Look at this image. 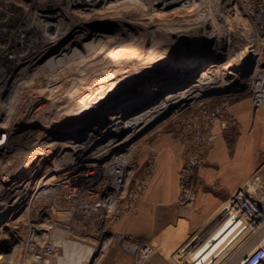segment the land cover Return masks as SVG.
<instances>
[{"label": "rangeland", "instance_id": "1", "mask_svg": "<svg viewBox=\"0 0 264 264\" xmlns=\"http://www.w3.org/2000/svg\"><path fill=\"white\" fill-rule=\"evenodd\" d=\"M79 1L77 4L70 1L66 4L65 10H68L73 22L84 23L80 28L81 33L91 37L85 41L86 43L93 41L94 34L102 32L116 45L136 46L141 50L166 53L176 52L186 58L195 59L214 53L217 33L224 35L226 32L227 40H231L232 54L224 53L218 58L211 55L210 59L213 60L212 63L218 64L220 62L226 64L230 60L235 62L232 70H237L241 76L234 78L225 86L201 93L188 104L183 103L171 109L143 129L114 133L113 137L118 140L116 143L123 144L114 143L94 149L88 165L84 166L79 161L73 162V149L66 147L68 144L84 145L89 140L95 124L88 122L87 119L82 122L74 121L72 113L81 109L76 106L80 95L86 97L96 91L102 81L115 75L114 69H110L109 65L95 66L94 70L91 69L85 76L75 74L56 80L50 83L49 88L46 79L49 73L42 74L34 69L21 75L19 83H10L9 86L12 88L8 87L9 90L5 92L10 93L13 103L6 105L5 110L10 116L8 131L13 135L6 144L5 153L4 149H0V215L19 195H16V191L22 194V201L0 220V264H90L95 256L106 250L107 245L116 243L115 235L128 234L118 232L116 226L123 216L137 211L140 207L145 193L142 195L138 193V187L142 182H146L148 186L152 170L165 151L171 147L181 152L183 168L185 160L196 148L198 136L201 134L212 130L215 133L222 132L226 136H231L227 137L231 145L235 144L240 132V116L231 112V108L242 101L252 103L256 96L264 93V30L257 19L253 3L247 0H189V2L187 0L188 3L181 2L177 5H171V0ZM0 2L1 8L12 6L15 9L13 12H17V15L13 14L7 21L12 23L10 25L12 27L8 29L0 25V30L5 33L0 35V54L5 56L9 53L7 50L13 49L12 53L8 54L10 59L6 61L9 67L14 66L18 69L23 65H17L22 62L20 53L22 49L31 43H37L38 40L42 42L45 37L43 30L38 31L40 28L33 25L28 17L48 16L52 15V11L56 13L58 11L56 1L0 0ZM90 5L91 10H86ZM174 29H183L186 34L176 44L170 37L171 30ZM123 30L124 32H121ZM125 33L129 34L127 39L123 38ZM99 41L100 39L95 43ZM104 42L105 39L101 44ZM55 54L56 51H53L52 56ZM46 60H42L41 65ZM212 63L195 69L193 75L195 79H200ZM134 65L141 68L144 62L124 59L120 62L119 68ZM170 72L173 71H168L165 75L168 76ZM219 73L217 79H224L227 76L226 70ZM133 76L138 78L140 74ZM71 81H76L80 88L75 95L69 94L67 98L63 91ZM187 81L186 83L190 84L189 80ZM138 84L139 82H135L120 92L128 88L130 90V87L135 85L137 87ZM257 86L262 90H257ZM186 87L171 90L179 91ZM53 90L57 91L59 97L49 101L47 98H53ZM127 91L122 96L128 94ZM150 95L140 96L137 103L141 100L146 101ZM132 103L130 107L136 105V102ZM224 103L228 107L226 113L220 117L226 121L225 127L220 122H213L214 117L211 114ZM120 104H122L120 101H116L111 109L116 110ZM43 105L46 106L42 107ZM40 107L42 110L36 116L35 111ZM115 110V113L124 111ZM252 110L255 111V107H251ZM138 115L139 113H136L130 119ZM131 133L133 135L129 137ZM104 139L106 140V137ZM215 143L211 149L215 147ZM47 151H50V154ZM39 153L44 155L38 156ZM34 156L38 157L31 164L30 160ZM112 164H121L127 172L125 192L116 196L114 204L111 201L107 202L105 207L98 206V202L111 190ZM93 171L94 175H90ZM3 186L7 188L3 189ZM135 199L134 208H130V203ZM135 238L139 239L137 236ZM50 244L54 247V252L48 256L45 255V247ZM239 246L236 245L228 253V264H239L250 249V247L241 249Z\"/></svg>", "mask_w": 264, "mask_h": 264}, {"label": "bare ground", "instance_id": "2", "mask_svg": "<svg viewBox=\"0 0 264 264\" xmlns=\"http://www.w3.org/2000/svg\"><path fill=\"white\" fill-rule=\"evenodd\" d=\"M55 1H56L55 5L57 7L56 9H58L56 13L52 11V15L51 14L48 16L43 15L41 17L38 15H33L31 17H28L32 20V23H34L33 25L40 28L38 31H40L41 29L43 30V32L45 33V35L43 36L45 37H44V40H42V42H39V40L37 39L38 40L37 43L35 42L31 43L30 45L26 46V48L22 49V51L20 52L21 57H22L21 58L22 64L24 65L23 73L24 71L27 72V71H31L34 69H36L37 71H40V73L42 74L43 72L44 74L46 72L49 73L48 78H46L48 80L47 87L49 88L51 87L50 83L55 82L56 80H61L63 78L71 77L75 74L85 76L95 66L102 67L103 65H109L108 67H110V69H114L113 71L115 72V75L113 77H110L102 81L98 89H96V91H93L92 94L90 95L88 94V96L86 97L80 95V97L78 98L76 102V106H78V108L80 107L81 109L80 110L77 109L78 110L77 112H75V110L74 112L72 111L73 112L72 116L74 117L72 120L77 121V122L79 121L82 122L83 120L87 119L89 120L88 122L91 121L90 123L95 124L94 129L90 132V135L88 138L89 140L86 141L84 145L69 146V144L68 145L66 144L67 145L66 149H70V148L73 149V152H72L73 162L79 161V163H82V166H84V164L88 165L90 156H93L92 151H95L94 149H97L100 146L106 147L108 145H113L114 143L118 141L116 138L113 137L114 133L121 134L122 132H126V131L132 132L137 129H143L149 123H151V121L158 119L159 117H161L162 115L170 111L171 109L181 106L183 103L188 104L189 102H192L195 99H197L201 93L212 91L216 89L217 87L225 86L231 83L234 78H239L241 76V74L237 70L235 69L232 70L233 67L235 66L234 65L235 62L234 63L231 62L230 59H229L230 61H228L226 64L225 63L221 64V62L220 64L212 63L213 60L210 59L211 55L212 56L215 55L216 58H218V57H221L224 53L226 54L231 53V50H232L231 40L229 39L227 40V35L225 34L226 33L225 31H223L225 32L224 35L221 33L220 35H218L217 33L216 44L214 45V48H213L214 53L205 54V55H202L201 57H198V58L196 57L195 59L193 57L186 58L185 56L179 53H176V52L166 53V52H159L155 50H141L140 48H137L136 46H129V45L126 46V45H121V44L116 45V44H113L111 42L112 40L110 41L107 38V36L102 32L101 33L97 32L96 34H94V36L92 37L93 41H91V43L89 42L86 43L85 41L90 39L91 37L88 36V34L86 33H85L86 35L81 33L80 28H81V25H83L84 23H81V21L80 22L78 21L76 23L73 22V20L69 16L70 13H68V10H65L66 4L69 3L70 1L74 3L76 2L75 4L79 3L80 1L79 0H55ZM181 2L186 3L187 0H171L170 4L177 5ZM91 7L92 6L90 5V7H87L86 10H91ZM0 10H1L0 25L9 29L10 27H12L10 26L12 23L7 22L9 19L3 17L2 12L5 15L7 14L11 15V13H14L13 11L15 9H13L12 6H4V8H1L0 6ZM35 14H38V13H35ZM184 25H181V26L185 28ZM190 30H192V28ZM121 32H124V30ZM187 32L188 31H186V33ZM124 35L125 36L123 38L127 39L128 37L127 35L129 34L125 33ZM184 35L186 36L185 31L183 32V29H180V30L174 29V30H171L170 37H171V40H173L174 44H176L178 40H180V38ZM98 39H100V41L95 43V41ZM103 39H105V42L104 44H101ZM174 44L173 46H175ZM12 50L9 49L7 50V52L12 53ZM53 51H56V54L54 55V57L52 56ZM124 59H134V60L143 61L144 65L141 68L135 66L137 64H135L134 66H128V67L125 66L123 68H119L120 62L123 61ZM42 60L43 61L46 60V62L43 65H41ZM208 63H212V64L205 70L202 77L200 79H195V76H193L195 75L194 74L195 69L201 67L202 65L205 66ZM225 70L227 72V76H225L224 79L221 78L222 80L220 78H219L220 80L217 79L216 76L220 74L219 72L225 71ZM168 71H173V72H170L168 76H166L165 74ZM183 72H187V73L189 72V73L187 75V73H183ZM134 74L135 75L140 74V76L136 78L133 76ZM147 76H149V78H146ZM187 80H189L190 84L186 83L188 82ZM75 82L71 81L70 85L68 86H66L65 84L66 87L64 88L63 92L67 94V98H69L68 97L69 94L70 96L71 94L75 95L74 93H76L78 88H80L79 85ZM135 82H139L137 87H135L136 86L135 85V86L130 87L131 91L128 90L129 89L128 88L120 92L122 89L126 88L127 86H131ZM259 86H257V90H260ZM181 87L182 88L186 87V88L181 89L179 91L171 90V89H178V88L180 89ZM126 91L128 92V94H125L122 96V94ZM133 94H134V97H132ZM147 94H151L150 98H148L146 101L141 100V102L137 103L140 96L147 95ZM52 95H53V98L48 97L47 100L51 101L52 99L57 97L58 96L57 91L53 90ZM116 101H120L122 104H120V106H118L116 110L115 108L111 109L112 104H114ZM132 102H136V105L134 107H130L131 104H133ZM44 106L46 105H43L42 107ZM42 107L38 108L37 111H35L36 116L40 112V110H42ZM118 109H122L124 111L115 113L114 110L117 111ZM60 111L62 110L60 109ZM136 113H139V115L130 119V117ZM108 124L110 125L106 127V125ZM131 135H133V133H131L129 137ZM104 137H106V140L104 139ZM118 143L116 144L117 145L123 144V143H119V144ZM50 144L52 145V143ZM47 152L50 154V151H47ZM43 153H39L38 156L44 155ZM38 156H34L30 160L31 164L36 161ZM17 179L18 178H16V180ZM51 179H54V178L51 177ZM20 185L21 184H19V186L17 185L18 188L21 187ZM2 188L5 189L7 187L3 186ZM17 194L19 195L15 197L16 199L14 198L13 202L2 210L3 214L1 213L0 220L2 219L3 215H7L11 211L12 207L18 206L21 203L22 194L16 191V195Z\"/></svg>", "mask_w": 264, "mask_h": 264}, {"label": "crops", "instance_id": "3", "mask_svg": "<svg viewBox=\"0 0 264 264\" xmlns=\"http://www.w3.org/2000/svg\"><path fill=\"white\" fill-rule=\"evenodd\" d=\"M232 111L240 116L239 135L231 145L227 139L231 136L217 133L216 145L198 172L192 201H179L183 161L181 152L170 147L153 168L138 210L123 216L116 226L118 232L152 243L157 253L139 263L120 245L112 244L90 264H177L175 253L181 251L193 259L199 257L203 264H228V253L236 245L250 247L248 253L264 245V230L244 234L243 223L235 222L226 211L227 201L248 181L258 180L264 186V100L238 102Z\"/></svg>", "mask_w": 264, "mask_h": 264}, {"label": "built area", "instance_id": "4", "mask_svg": "<svg viewBox=\"0 0 264 264\" xmlns=\"http://www.w3.org/2000/svg\"><path fill=\"white\" fill-rule=\"evenodd\" d=\"M247 1L249 3H253L257 19L261 23L262 29L264 30V0ZM13 14L14 13H11V15H5L2 12V16L7 19H10ZM2 34L5 33L0 30V35ZM8 56V54H6L5 56H2L0 54V149H4V153L6 144L9 142L10 138L13 135V133H10L8 131L10 116L9 112L7 113L5 110V106L11 105L13 101L10 98V93H6L5 91L9 90L8 87L12 88V86H9L10 83H18L20 76L24 75L25 73V71L23 73L24 66L22 65V62H19V64H17L22 65L21 68L16 69L14 66L9 67L6 61L10 59V57ZM16 59L18 60V58ZM261 90L262 89H260V91ZM263 100L264 93L256 96L255 98L257 104L262 102ZM227 107L228 105L224 103L220 108L211 113L214 117L213 122H220V124H222L224 127L226 126V121L222 118V116L220 117V115L226 113ZM221 120H223V122H221ZM217 138L218 134L213 130L211 132L198 136L196 148L192 153L189 154V156L185 160L183 168L181 169V194L179 197V201L181 203H188L196 197L197 190L192 189L191 182L194 178L195 173L199 172V170L206 164L208 153ZM111 171L113 175V180L110 185L111 190H109V194H107L101 201L98 202V206L100 205L105 207L106 203L111 201L114 204L116 201V196L125 192V187L127 184V172L125 171V168L121 164H112ZM94 173L95 171L90 172V175H94ZM123 188L124 190H122ZM146 189V182H142L138 187V193L142 195L146 192ZM134 202H136V199L130 203V208H134ZM226 211L234 218L235 222L241 221L243 223V230H241L242 232H244V234H248L249 236H251L260 232L261 230H264V186H262L258 180L252 179L248 181L246 185L239 188L227 201ZM135 237L136 236L130 234H117L114 236V240L116 243L107 245L106 250L112 244H118L123 249V251L135 256L139 263H144L157 253V249L152 243L145 240L136 239ZM53 252L54 247L52 246V244L45 247V255L51 256ZM175 255L177 264L200 263L199 257H196L194 259L190 258L187 251L177 252V254ZM239 264H264V245L256 247L255 249L247 253Z\"/></svg>", "mask_w": 264, "mask_h": 264}, {"label": "trees", "instance_id": "5", "mask_svg": "<svg viewBox=\"0 0 264 264\" xmlns=\"http://www.w3.org/2000/svg\"><path fill=\"white\" fill-rule=\"evenodd\" d=\"M198 182H199V178H198V172L195 173L194 178L191 182L192 185V189L197 190L198 189Z\"/></svg>", "mask_w": 264, "mask_h": 264}]
</instances>
